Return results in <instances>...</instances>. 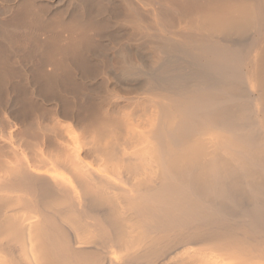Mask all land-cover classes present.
I'll return each instance as SVG.
<instances>
[{
  "label": "bare ground",
  "instance_id": "bare-ground-1",
  "mask_svg": "<svg viewBox=\"0 0 264 264\" xmlns=\"http://www.w3.org/2000/svg\"><path fill=\"white\" fill-rule=\"evenodd\" d=\"M0 15V264H264V0Z\"/></svg>",
  "mask_w": 264,
  "mask_h": 264
},
{
  "label": "rangeland",
  "instance_id": "rangeland-1",
  "mask_svg": "<svg viewBox=\"0 0 264 264\" xmlns=\"http://www.w3.org/2000/svg\"><path fill=\"white\" fill-rule=\"evenodd\" d=\"M1 1H2V2H1ZM0 2H1V4H0V11H1L3 0H0ZM0 17H1V15H0ZM2 18H3V17H2Z\"/></svg>",
  "mask_w": 264,
  "mask_h": 264
}]
</instances>
